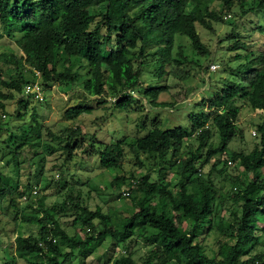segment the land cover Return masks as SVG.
Here are the masks:
<instances>
[{
    "label": "trees",
    "instance_id": "16d2710c",
    "mask_svg": "<svg viewBox=\"0 0 264 264\" xmlns=\"http://www.w3.org/2000/svg\"><path fill=\"white\" fill-rule=\"evenodd\" d=\"M236 1L243 15L264 11V0H255L248 10L247 0H0L1 109L6 111L5 100L20 95L17 115L6 122L0 114L1 159L11 155L17 170L6 171L0 162V214L9 215L12 207L15 224L39 227L36 235L16 236L18 258L27 264H73L80 257L81 264H87L93 245L111 237L115 250L121 247L125 252L106 264H139L134 248L140 241L150 245L142 264H264V48L252 50L235 31L230 34L236 38L231 49L243 47L246 53L235 55L239 64L230 67L234 78L225 77L220 87L204 94L202 110L189 113V127L165 128L155 118L143 136L103 142L94 133L88 142L79 126L56 133L41 123L37 112L31 114L32 123L16 122L30 98L23 95L24 85L37 79L44 90L56 83L69 89L82 84L78 91L88 100L106 102L111 97L119 109L129 110L134 103L144 111H149L150 103L167 106L158 98L168 86L148 85L146 66L155 67L158 80L167 74L186 80L191 60L183 44L177 45L178 38H187L197 55L214 60L198 24L214 31L215 22L229 20L226 16ZM5 39L16 47L7 46ZM245 57L251 58L242 62ZM242 108L261 110L259 120L250 122L258 137L249 151H232L230 143L246 132L239 123ZM93 109L85 103L70 105L64 116L74 120ZM127 147L142 166L141 152L155 156L160 164L156 180L150 172L129 177L117 173L107 186L127 185L130 194L120 191L118 196L131 198V214L101 205L93 208L81 193L72 192L61 205L50 207L39 191L33 193L47 156L58 150L65 163L82 150L99 155L104 169L117 171L123 167ZM25 150L34 155L21 160ZM230 160L243 170L215 177L217 183L214 172ZM26 163L36 168L24 180L21 170ZM168 173L175 174V180H168ZM64 215L74 216V226L81 222L83 226L69 232ZM213 232L217 247L208 248L204 241ZM4 264H15V259Z\"/></svg>",
    "mask_w": 264,
    "mask_h": 264
},
{
    "label": "rangeland",
    "instance_id": "374dc122",
    "mask_svg": "<svg viewBox=\"0 0 264 264\" xmlns=\"http://www.w3.org/2000/svg\"><path fill=\"white\" fill-rule=\"evenodd\" d=\"M253 2L255 3V0H247L244 9L248 10L253 5ZM214 7H219L217 2L214 4ZM228 12L233 14V17H230L225 23L215 22L214 31L198 24L203 41L213 51L215 56L214 60H206V56L197 55L187 38H178L177 45L179 42L183 44V48L191 60L186 65V69L189 71V77L186 80L168 74L161 80H158L155 74H153L155 67L152 66L149 68V66H146L144 79L148 85L166 84L168 86V89L162 91L158 98V101L167 102V106L157 107L150 103L148 107L149 111H144L137 110V104L134 103V107L129 110L119 109L112 105L113 98L111 97L106 102H100L93 97H90L88 100V98L83 96V93L78 91L82 87V84L74 85L69 89L62 84L56 83L49 89H45L44 100L38 101L33 98L27 100L28 105L20 110L23 116L18 120L19 122L16 121L17 125L32 123L31 114L37 112L41 123L56 133L62 134L68 127L79 126L83 133L87 134L86 140L88 142L92 140L91 136L94 133L103 142L116 141L125 137L131 139L135 136H143L153 126L152 121L155 118L163 121L162 127L165 128L176 125L189 127V113L202 110L203 106L200 103L205 98L204 94L207 93L208 95L214 88L220 87L225 77L229 76V78H234L230 73V67L239 64V61L235 59V55L237 53H241L242 55L246 53V49L243 47L238 50L231 49V45L236 38L232 39L230 34L234 31L238 33V39H242L245 43L249 44L252 50L264 48V29L260 31L258 28L259 25L264 26V11L243 15L241 7L238 1H236L232 10ZM5 42L10 48L16 47L13 41L10 42L5 39ZM250 58L245 57L242 59V62H246ZM198 62L201 66L206 63V68L202 69L197 64ZM214 64H218L219 66L214 68ZM28 76L33 78L32 74H28ZM138 95L140 94L135 93L137 98L139 97ZM19 97L20 95L14 99L4 101L6 111L0 107V114H2L4 121L7 122L11 115L18 114ZM145 102L146 99H144ZM79 103L92 105L94 109L92 112L84 113L74 120L67 119L64 116L65 109L70 105ZM205 110H208L206 106ZM261 116L258 111L250 108H242L239 123L245 127L246 132L243 138L235 139L230 143V149L232 151H249L254 147L256 143L255 137H258V131L255 126L250 125V122L258 121ZM141 121L146 123V126L143 128L140 124ZM253 131L257 132V136H254ZM216 141L217 138L215 136L214 142ZM126 150L127 153L123 167L117 171L104 169L100 164L99 155H89L83 153L82 150H77L78 154L68 163L63 162L64 159L61 156L60 150L48 155L45 172L39 180V183L35 185L39 189V195L44 198L46 205L51 207L56 203L58 206L61 205L66 196L71 192L74 195L81 193L86 202L93 208L96 205H101L104 209L111 208L122 214H131L134 210L131 198L118 196V193L123 191L127 185H123L120 189L107 186L117 173L125 174L129 177L133 172L137 175H144L150 172L152 180H156L158 178L160 164L159 159H156L155 156L141 152L140 157L144 165L142 166L128 147ZM232 151H229L230 155ZM33 155L31 150H25L24 154L21 155V160H25ZM0 162L2 163L1 165L5 166L6 171L17 173L11 155L1 159L0 154ZM62 164H66V167L62 166ZM211 165L212 162L205 164V173L210 171ZM35 168V164L28 166L26 163L21 170L22 178L26 180L29 173L34 174ZM242 170L243 168L234 162L233 164L228 163V165L221 164L213 176L214 178L218 177V179H221L220 177L222 176H235L241 173ZM174 176L175 174L168 173L166 178L170 180ZM218 179H216L217 183H219ZM94 185L98 189L93 190ZM226 192L224 191V193ZM226 203L228 202L226 201ZM9 211L13 213V208L11 207ZM12 213L9 215L4 213L0 214V264H4L11 258L15 259V264H27L26 260L16 256L15 238L17 235L23 234L36 235L39 227L36 224H25L21 222L15 224L13 220L14 214ZM63 219L67 230L71 233L75 232V227L83 226L82 222L75 226L73 225L72 221L74 216L69 217L64 215ZM213 233L211 236H207L204 241L208 248L212 245L217 247V237L215 232ZM225 238L226 240H230L229 236ZM134 249L135 258L139 264H142L144 257L150 249V245L140 241L135 245ZM257 249L254 250V253ZM123 252L125 250L121 247L115 250L113 239L107 237L93 245L86 258V263L106 264L111 262L113 257H118ZM72 263L81 264L80 257L74 258Z\"/></svg>",
    "mask_w": 264,
    "mask_h": 264
},
{
    "label": "built area",
    "instance_id": "2783aa9c",
    "mask_svg": "<svg viewBox=\"0 0 264 264\" xmlns=\"http://www.w3.org/2000/svg\"><path fill=\"white\" fill-rule=\"evenodd\" d=\"M232 14H228L226 17H231ZM219 65L218 64H214L213 67L217 68ZM36 74L38 76H40V72L37 71ZM23 95L25 97H30L33 98L35 100L38 101H42L45 98V90L42 88V85L40 84L39 80L37 79V81L33 82V83H26L24 85V89H23ZM261 110H258V112H260ZM5 116V115H4ZM253 134L256 135L257 132L253 131ZM230 164H233V162L230 160L229 161ZM38 192L37 187L34 188L33 193L36 194ZM123 194L125 196H128L130 194V190L127 189H123ZM53 241H56V238H53ZM43 244V243H42Z\"/></svg>",
    "mask_w": 264,
    "mask_h": 264
}]
</instances>
